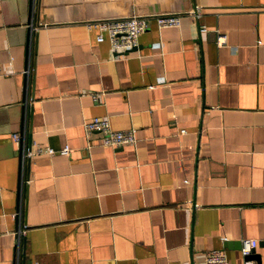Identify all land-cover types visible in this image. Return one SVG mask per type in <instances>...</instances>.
Masks as SVG:
<instances>
[{"label": "crops", "instance_id": "0c3cea01", "mask_svg": "<svg viewBox=\"0 0 264 264\" xmlns=\"http://www.w3.org/2000/svg\"><path fill=\"white\" fill-rule=\"evenodd\" d=\"M156 14L179 26L150 20L120 54L86 26ZM93 117L135 141L104 146ZM35 145L56 152L24 159ZM213 249L264 264V0H0V264Z\"/></svg>", "mask_w": 264, "mask_h": 264}, {"label": "built area", "instance_id": "2783aa9c", "mask_svg": "<svg viewBox=\"0 0 264 264\" xmlns=\"http://www.w3.org/2000/svg\"><path fill=\"white\" fill-rule=\"evenodd\" d=\"M33 1V0H32ZM191 17L193 21L197 20L196 11H188L184 13ZM180 14H156L146 16L131 15L128 17L114 18V19H102L88 22L87 27L95 28L98 31L96 35V41L102 42L104 40L103 33L109 45V49L114 54H120L126 52L137 45L138 36L148 28V21L153 20L157 28H176L179 26ZM199 32L204 31L203 26L198 27ZM225 43L223 36H218L216 39V45L221 46ZM29 70L26 69L25 73ZM82 128L85 135L91 131L102 132L101 143L104 146L115 147L121 144H130L135 141L132 130H112L109 127L106 118L93 117L87 121L82 122ZM184 130H180L183 132ZM13 140L16 144H19L18 134H12ZM61 153L67 152V147L64 146L60 150ZM56 150L46 147L40 148L35 145L34 149H25L22 152V157L30 158L34 154L46 153L52 154ZM12 215H15L12 214ZM257 241L255 239L243 238L240 240V254L245 258L251 250L256 246ZM203 264H228L225 254L222 250L213 249L203 253ZM242 264H256L251 260L244 259Z\"/></svg>", "mask_w": 264, "mask_h": 264}]
</instances>
